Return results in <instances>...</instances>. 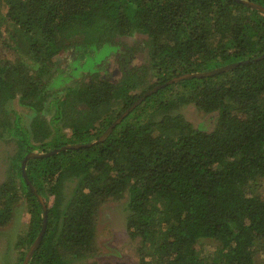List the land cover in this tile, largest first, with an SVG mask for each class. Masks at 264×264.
Here are the masks:
<instances>
[{"label": "trees", "instance_id": "obj_1", "mask_svg": "<svg viewBox=\"0 0 264 264\" xmlns=\"http://www.w3.org/2000/svg\"><path fill=\"white\" fill-rule=\"evenodd\" d=\"M262 54L264 13L238 0H0V144H16L0 227L27 204L19 264L44 221L25 174L48 212L29 264H100L89 261L99 209L124 198L139 264L264 263ZM112 57L117 76L106 72ZM246 60L161 88L95 142L156 85ZM15 100L32 110L28 124ZM187 105L215 113L214 128L189 121ZM89 143L31 158L23 171L28 153Z\"/></svg>", "mask_w": 264, "mask_h": 264}, {"label": "rangeland", "instance_id": "obj_2", "mask_svg": "<svg viewBox=\"0 0 264 264\" xmlns=\"http://www.w3.org/2000/svg\"><path fill=\"white\" fill-rule=\"evenodd\" d=\"M128 41L133 42V39H129ZM112 49L113 46L111 45L105 46L103 50L96 53V57L92 60H96L97 62L100 61L105 53ZM9 56L15 59L16 54L11 53ZM140 59V57H137L134 61L138 62ZM102 61L100 63H102ZM109 61L112 64L113 57L110 58ZM113 70V67H111L110 71ZM12 109L14 113L18 112L27 119V124L33 117L32 110L22 106L18 100L13 102ZM181 112L184 113L186 118L195 126H202L209 131L215 126L217 118L215 113H203L194 105L185 106L182 108ZM52 113L53 111L46 112L47 119L53 116ZM66 131L68 134L71 133L70 129H66ZM7 140L9 141L3 140V144H0V182L8 178L11 169L10 162L12 157L16 154L15 142L10 139ZM69 188L71 187L69 186ZM70 190L71 189H69L68 192ZM127 201V198L122 200H109L101 205L98 212L95 236V244L99 249V253L94 257H90L89 261H96L100 264H105V262L107 264H139L138 246L140 245V241L139 239H132L130 237L126 226V218L128 215ZM26 207L27 204L21 202V204L17 206L13 219L7 225L0 227V264H19V250L16 248L15 244L18 237L24 235L29 224L30 215ZM117 248L122 251V253L120 252L115 258L114 256L111 257L109 254H116ZM107 257L108 259L105 261ZM262 264L264 263L262 262Z\"/></svg>", "mask_w": 264, "mask_h": 264}, {"label": "water", "instance_id": "obj_3", "mask_svg": "<svg viewBox=\"0 0 264 264\" xmlns=\"http://www.w3.org/2000/svg\"><path fill=\"white\" fill-rule=\"evenodd\" d=\"M242 3H244L245 5L252 7L254 9L259 10L260 12L264 13V6L255 3L253 1H248V0H238ZM264 59V54H262L259 57H256L254 60L258 61V60H262ZM250 60H246V61H242V62H237V63H231V64H227L209 71H205V72H197V73H186L180 76H176L173 77L172 79L168 80L166 83L164 84H159L156 85L154 88L149 89L148 91H146L137 101H135V103L133 105H131L130 107H128L117 119L114 120V122L104 131V133L100 136V138L98 140H96L95 142L99 143L104 141L113 131L114 127L119 124L136 106H138L144 99H146L148 96H150L151 94L157 92L158 90H160L161 88L175 83V82H180L186 79H192V78H203V77H209V76H214L216 74H220L223 72H227L230 71L234 68H236L237 66H239L240 64H244V63H249ZM93 143H89V144H68V145H64L60 148H55L53 150H50L48 152H44V153H39V152H31L28 153L23 162H22V168L23 171L25 173V167H26V163L29 159L31 158H45V157H50L62 150H66V149H80V148H85L88 146H91ZM25 178L26 181L28 183V185L30 186L31 190L33 191V193L38 197L39 201L41 202V204L43 205V209H44V221H43V227L42 230L39 234V236L36 238V240L33 242V244L30 246L22 264H29L32 256L34 255L35 251L39 248V246L42 243V239L44 237V234L46 232V228H47V218H48V212H47V206L44 202L43 197L38 193L37 189L34 187V185L30 182V180L28 179L27 175L25 174Z\"/></svg>", "mask_w": 264, "mask_h": 264}, {"label": "flooded vegetation", "instance_id": "obj_4", "mask_svg": "<svg viewBox=\"0 0 264 264\" xmlns=\"http://www.w3.org/2000/svg\"><path fill=\"white\" fill-rule=\"evenodd\" d=\"M111 67H113L112 66V64L111 63H108L107 64V68H106V72H107V74L108 75H113V76H115L116 74H119L120 73V71H119V68H118V66H117V63L115 64V66H114V70L113 71H110V68ZM115 68H116V70H115ZM116 254H109V255H111V257H113L114 256V258L115 257H117V255H119V253L121 252L122 253V251H120L118 248L116 249ZM108 259V257L107 258H105V261ZM105 264H107L106 262H105Z\"/></svg>", "mask_w": 264, "mask_h": 264}]
</instances>
